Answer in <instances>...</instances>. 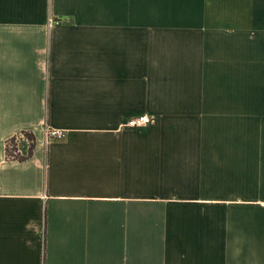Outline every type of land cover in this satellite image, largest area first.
Here are the masks:
<instances>
[{"label": "crops", "instance_id": "0c3cea01", "mask_svg": "<svg viewBox=\"0 0 264 264\" xmlns=\"http://www.w3.org/2000/svg\"><path fill=\"white\" fill-rule=\"evenodd\" d=\"M0 264H264V0H0Z\"/></svg>", "mask_w": 264, "mask_h": 264}, {"label": "built area", "instance_id": "2783aa9c", "mask_svg": "<svg viewBox=\"0 0 264 264\" xmlns=\"http://www.w3.org/2000/svg\"><path fill=\"white\" fill-rule=\"evenodd\" d=\"M151 119L147 115H141L135 118H132L126 123L127 127H144L150 123ZM67 135V131L63 129H55L49 126H46L44 132L45 143L49 144L52 140H61L64 139ZM24 141L29 142L31 144L33 142L32 139L25 133L15 136L8 142V146L10 149H14V154L18 155L20 151V147Z\"/></svg>", "mask_w": 264, "mask_h": 264}, {"label": "trees", "instance_id": "16d2710c", "mask_svg": "<svg viewBox=\"0 0 264 264\" xmlns=\"http://www.w3.org/2000/svg\"><path fill=\"white\" fill-rule=\"evenodd\" d=\"M25 134H27L29 136V138L33 140V142L31 143V148H30L29 154H28V155H31L33 147L35 145V136L32 133H25ZM15 155L16 154H14V149H10L9 146H8V156L9 157H14V158H16V159H18L20 161L25 159V157H23V156H20V155H16L15 156Z\"/></svg>", "mask_w": 264, "mask_h": 264}]
</instances>
